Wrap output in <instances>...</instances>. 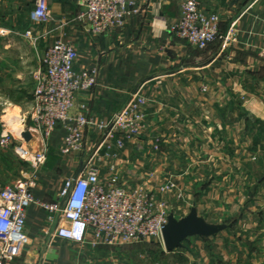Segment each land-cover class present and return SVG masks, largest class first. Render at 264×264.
<instances>
[{"label":"crops","instance_id":"crops-1","mask_svg":"<svg viewBox=\"0 0 264 264\" xmlns=\"http://www.w3.org/2000/svg\"><path fill=\"white\" fill-rule=\"evenodd\" d=\"M17 1L0 0V136L3 129H7L14 138L10 147L0 146V190L33 172L37 183L36 199L53 203L58 200L66 179L75 176L82 161L75 153L62 152L66 131L61 124L47 141V161L36 171L19 154L21 148L36 151L42 145L41 136L27 131L32 123L29 111L35 82L18 73L16 41L10 34L16 25ZM49 3L52 14L44 24L48 35L52 39L65 37L73 42L79 53L75 62L77 71L91 67L99 70L98 85L93 91L78 94L71 111L74 115L83 113L107 122L127 105L130 94L138 89L149 100H156L157 111L163 100H169L168 106L174 111L177 103L171 102L183 98L225 99L228 96L223 87L225 84L235 88L242 83H264V0H201L204 11L219 14L223 35L231 28L237 31L236 38L227 45L219 39L205 49L182 43L172 36V25L181 18V0L170 3L153 0L142 15L130 17L118 38L126 43L136 39V43L120 44L119 47L109 43L111 38H117L112 34L117 29L94 37L81 28L75 20L80 11L75 0H49ZM2 23L8 27L7 37L1 35ZM129 51L135 53L137 60L131 76L127 60ZM116 57H119L118 62L114 60ZM37 67L38 63L32 71ZM204 84L208 87L217 85L218 90L202 92ZM166 85L168 93L165 92ZM219 85H222L220 89ZM248 94L250 99H260L251 91ZM263 109L264 105L254 104L253 112ZM153 114L157 115V112ZM260 116L264 118L263 114ZM93 131L91 129L87 134L83 152L89 147ZM25 132L31 134L29 140L22 136ZM104 169L101 168L102 178ZM26 220V244L8 264H127L119 258L122 255L109 251L103 242L94 245L91 234L84 243L59 236L58 229L63 224L59 213L50 214L32 204L27 209Z\"/></svg>","mask_w":264,"mask_h":264},{"label":"rangeland","instance_id":"rangeland-1","mask_svg":"<svg viewBox=\"0 0 264 264\" xmlns=\"http://www.w3.org/2000/svg\"><path fill=\"white\" fill-rule=\"evenodd\" d=\"M35 7L36 0L17 1L16 25L10 34L16 41L18 73L34 81L36 88L45 50L57 39H68H52L45 22L33 19ZM173 26L172 36L189 44ZM81 28L85 30L83 25ZM123 30L112 33L117 38H111V45L136 43V39L127 43L120 40ZM86 32L94 37L104 35ZM8 33L2 23V37ZM128 53L131 76L137 60L134 52ZM114 60L118 62L119 57ZM216 87L204 84L201 91H216ZM223 87L228 95L223 100L183 98L171 102L177 103L174 111L168 106L169 100H163L157 111L156 100L145 95L142 129L134 136H125L124 146L118 144V138L124 135L121 132L109 137L94 130L87 151L74 154L80 162L90 158L104 167L106 181L116 179L131 189L151 191L163 183H174L173 192L159 197L177 218L187 215L195 202L199 214L209 222L233 223L232 228L212 237H189L182 248L172 252L157 238L108 245L109 251L122 255L119 258L123 263L264 264V118L260 116L264 109L253 112L254 104L264 105V83ZM250 91L260 99H250Z\"/></svg>","mask_w":264,"mask_h":264},{"label":"built area","instance_id":"built-area-1","mask_svg":"<svg viewBox=\"0 0 264 264\" xmlns=\"http://www.w3.org/2000/svg\"><path fill=\"white\" fill-rule=\"evenodd\" d=\"M80 11L75 20L84 29L101 35L123 28L130 17L142 15L153 0H75ZM170 3L173 0H161ZM32 17L38 22L51 18L49 0H36ZM173 30L192 46L205 49L223 40L227 45L237 36L231 28L223 35L220 16L202 9L201 0H181V18ZM29 34L31 32L29 31ZM79 53L73 42L57 39L44 52L42 67L29 115L32 123L27 131L41 136L42 147L36 151L21 148L19 154L36 171L48 158L47 141L58 127L66 131L64 154L83 152L89 130H100L109 137L116 132L124 134L118 144L124 146L125 138L138 134L145 119L147 98L141 89L130 94V100L109 122L98 121L91 115L72 114L77 96L91 92L98 85L99 70L91 67L77 71L75 62ZM126 136V137H125ZM13 135L4 129L0 146L10 147ZM36 179L33 172L23 175L0 190V264L12 262L26 244V214L32 204H37L50 214L59 213L63 224L58 235L68 240L84 243L89 234L96 245L103 242L115 245L128 241L157 238L163 241V229L168 223L170 210L159 194L173 192L175 184L166 182L155 190L129 188L116 179L102 178L100 166L89 159L83 172L64 182L56 202L36 199Z\"/></svg>","mask_w":264,"mask_h":264},{"label":"water","instance_id":"water-1","mask_svg":"<svg viewBox=\"0 0 264 264\" xmlns=\"http://www.w3.org/2000/svg\"><path fill=\"white\" fill-rule=\"evenodd\" d=\"M22 136L29 140L31 134L25 132ZM87 162H82L74 178H77L85 169ZM233 227V223H211L202 217L194 202L190 212L182 218H177L173 212L168 217V223L163 229V241L168 252L184 246V241L189 237L200 236L208 238Z\"/></svg>","mask_w":264,"mask_h":264}]
</instances>
